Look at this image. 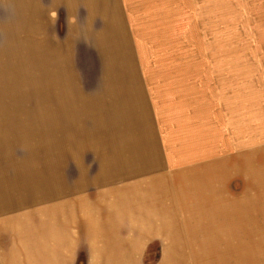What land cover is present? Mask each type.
Here are the masks:
<instances>
[{
  "label": "rangeland",
  "instance_id": "1",
  "mask_svg": "<svg viewBox=\"0 0 264 264\" xmlns=\"http://www.w3.org/2000/svg\"><path fill=\"white\" fill-rule=\"evenodd\" d=\"M50 2L21 15L22 0H0V264H88L83 244L72 260L65 244L34 233L23 244L20 216L4 227L2 185L26 165L51 177L69 153L95 176L102 134L107 148L112 129L134 124L129 93L108 92L126 80L119 70L141 71L143 83L153 71L158 89L147 96L165 91L150 129L181 201L179 228L152 242L141 264H264V0H130L135 45L112 47L70 45L75 23ZM171 76L182 101L172 100Z\"/></svg>",
  "mask_w": 264,
  "mask_h": 264
},
{
  "label": "crops",
  "instance_id": "2",
  "mask_svg": "<svg viewBox=\"0 0 264 264\" xmlns=\"http://www.w3.org/2000/svg\"><path fill=\"white\" fill-rule=\"evenodd\" d=\"M130 5V0H51L48 7L55 11L63 6L70 22L75 23L71 29L74 34L70 33L69 37L70 45L77 43L73 40L82 39L89 45L112 47L135 45L134 28L138 31L139 26H133V22H137L138 16L128 9ZM40 7V0L31 3L22 0L20 12L21 15H38ZM118 72L116 78H127L122 84L110 86L108 92L116 94L123 90L125 95L129 93L128 101L135 104L134 124L131 123L133 128L117 135L112 129L111 135H106L107 148L105 134H102L101 158L95 176L90 174L88 166L81 162L77 165V153H69L68 162L57 159L51 177L46 174L45 167L42 171H38L40 167H32L34 170L30 174L29 165H26V170L21 171L25 174L17 180H4L2 213H9L4 227L20 216L21 235H30L22 237L25 238L21 241L23 244H28L34 233L38 241L47 238L59 247L65 244L68 249L64 253H70L71 260L73 245L83 244L88 264H141L142 254L152 242L167 236L172 238L173 230L179 228L178 181L169 173L172 162L164 160L167 156L158 145V135L150 129L151 122L152 125L156 123L155 100L165 95V91L158 94L153 91L154 97L147 96L150 87L158 89L151 85L153 71L148 76L151 83L149 79L143 83L141 71ZM171 78L174 82L170 93L174 96L172 100L182 101L184 91L178 82L180 79ZM137 81L140 86L136 85ZM106 104L107 101L101 102V109ZM102 120L105 121L104 116ZM54 151L56 158L60 157L55 154L60 151ZM85 152L86 147L79 157ZM71 158L74 164L70 163ZM71 164L77 171L75 174L69 170ZM45 205L47 208L42 209ZM13 212L18 214L10 219ZM46 214H49L47 219ZM58 260H61L60 255Z\"/></svg>",
  "mask_w": 264,
  "mask_h": 264
}]
</instances>
